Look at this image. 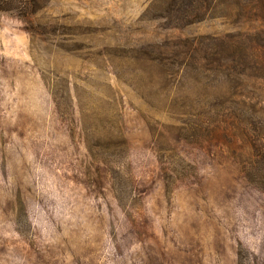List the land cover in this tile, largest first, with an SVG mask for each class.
<instances>
[{
	"label": "rangeland",
	"instance_id": "rangeland-1",
	"mask_svg": "<svg viewBox=\"0 0 264 264\" xmlns=\"http://www.w3.org/2000/svg\"><path fill=\"white\" fill-rule=\"evenodd\" d=\"M0 2V264H264V190L235 156L252 109L224 102L253 95L255 0ZM82 109L127 141L129 183ZM197 114L216 140L186 138Z\"/></svg>",
	"mask_w": 264,
	"mask_h": 264
},
{
	"label": "trees",
	"instance_id": "trees-1",
	"mask_svg": "<svg viewBox=\"0 0 264 264\" xmlns=\"http://www.w3.org/2000/svg\"><path fill=\"white\" fill-rule=\"evenodd\" d=\"M256 4L254 7L257 10L261 11V14L257 15L260 20V25L256 26L253 30V42L255 44L254 54L251 57V67L253 70L252 74V94L251 96L246 95L244 90L237 91L234 95V100L231 99V96L226 95L224 102L236 101L239 104H246L247 99L249 100V104L251 107V119H247L243 121L244 127L241 129V133L247 138L249 146L251 148L250 155L245 159L244 155H235L241 162L245 172L255 174L259 178L258 186L264 190V0H255ZM172 8H180L184 6L186 0H172ZM7 3L0 2V10L7 11L9 10L10 5H6ZM175 9V10H176ZM12 10V9H11ZM26 12V11H24ZM27 16L26 13H24ZM169 58L165 57L164 55H160L156 58H153L152 61L157 64L159 67L166 66V62L168 63ZM244 84V83H243ZM53 93L56 105L59 109V114L61 118H65L64 107L62 105V99L58 98V95ZM82 108V107H81ZM243 111V110H242ZM245 112L241 113V119L245 120ZM83 115V129L85 132V141L87 148L95 161H101L108 165L109 170L111 171L113 178L115 179V185L117 186V182L122 181L129 183L128 181L131 180L132 171L131 165L129 162V150L128 144L125 138L116 137L114 140L113 138H109L108 141L102 142L93 139L91 131L92 128L88 125L85 119V113L82 109ZM200 114H197V118ZM195 122H197V127H194L191 137L188 138L189 141H196L201 139L204 140H216V137H211L210 134H216L217 131L210 129L206 125V129H204L205 120L198 118ZM249 123L250 129L246 126ZM252 125V127H251ZM208 129V130H207ZM191 138V139H190ZM240 151L243 149H240ZM237 151V150H236ZM112 154L114 157H107L106 154ZM236 154V153H235ZM110 158H114L110 159ZM127 160L128 170L116 169L115 164L120 159ZM161 162L165 163V158L161 155ZM117 159V160H115ZM191 171L185 173L183 171H178L176 169H166L165 168V179L167 183V188L170 189L176 184L177 180H185L191 177L197 178V169L195 166L190 165ZM172 171V172H171ZM128 172V173H127ZM249 173V174H250ZM252 178V177H251Z\"/></svg>",
	"mask_w": 264,
	"mask_h": 264
}]
</instances>
